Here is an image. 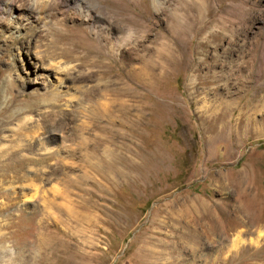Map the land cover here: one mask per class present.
Segmentation results:
<instances>
[{
	"label": "rangeland",
	"instance_id": "rangeland-1",
	"mask_svg": "<svg viewBox=\"0 0 264 264\" xmlns=\"http://www.w3.org/2000/svg\"><path fill=\"white\" fill-rule=\"evenodd\" d=\"M31 12L19 28L0 15V264H264V0ZM128 27L164 42L147 114L112 112L113 81L92 75L87 45Z\"/></svg>",
	"mask_w": 264,
	"mask_h": 264
},
{
	"label": "bare ground",
	"instance_id": "bare-ground-1",
	"mask_svg": "<svg viewBox=\"0 0 264 264\" xmlns=\"http://www.w3.org/2000/svg\"><path fill=\"white\" fill-rule=\"evenodd\" d=\"M55 1H57V0H2V1H0V15L2 13H7V14L10 15V20H12L13 18L17 17L16 20H19V21H20V19L22 17L23 20L26 21L27 24H32L33 21H35L38 18V16H36L35 13L31 12V10L33 11L41 3H43V5L44 4H48L49 5L51 2H55ZM78 5H80L79 2H78ZM12 7H16L19 10V12L17 13L16 16H13L11 14ZM11 22H15V24H16L15 27L19 28V27L22 26L21 22H18V21H15V20H12ZM125 23L126 22H124V25H125ZM127 25L128 24H126V27H127ZM117 27L121 30V26L117 25ZM131 28H129V30H128L129 32L127 31L128 33H126L125 35L121 34L118 38H116L117 39L116 43H113V42L109 41V39L107 37V39H105L103 41L99 40L98 43L96 44V46H94V47L89 46V44L87 45L89 47V49H91V51H94L93 54H94L95 60H94V65L93 66L98 67V69L93 71L92 75L97 76V77H109L110 78L109 81H113L112 82L113 87H111V89H110L109 86L108 87H109L110 90H112L116 94H118L119 97L117 99V103L114 106L112 112L116 111L119 115H120V110H121V103L125 102V101L127 102L126 104H128L130 109H133L136 112H141L142 114L143 113H146V114L148 113V111H149V105H148V102H149V83H148V80L150 79L151 76H153L154 73H152V72H153L155 67H157L159 69H163L164 68V56H165V54H164V44H163L164 42L161 43V46H159L157 48L154 47V51H152L153 47L151 45H146V43H145V41H147V40L142 38L144 40L137 42L133 37H131L132 33H133ZM126 39H128V41L130 40L132 42V44L128 48H124L123 47V49H125L124 56H120V53H121L120 48L126 44V42H125ZM104 59H107V62L104 61ZM123 59L125 60V62L123 61ZM135 62H138V64H140V67L134 65ZM220 63L221 62H219V64ZM228 65H227V67H228ZM62 69H65V67L62 68ZM121 69H122V71H124V73L121 72ZM155 70H156V68H155ZM224 71H225V69H224ZM224 74L225 73H223V75ZM228 74H229V72H228ZM231 74H233V73H231ZM212 75H214V73ZM61 83H62V79L59 78L58 85H61ZM126 84H128V85L130 84V86L128 87ZM131 85H133L135 88H140V89H138L140 91L137 92V93L135 91L128 92V88L130 89V87H132ZM221 86H222V84H221ZM134 87H133V89H135ZM224 90H225V88H224ZM99 91H100V89L98 88V89H95L92 93L93 94H98ZM123 97H126V98L123 99ZM65 105L67 106V104H65ZM102 105H97L98 109H102L103 106H105V105H103V106ZM106 112H107V114L110 113L108 111L102 110L100 112L102 118L99 121H94L95 123L92 126L91 125L89 127L83 126L82 130H84V132H87V133H92L94 130H97V131L103 130V126L101 125V122H106L105 120H103V117L106 115ZM124 113H125V111H124ZM130 115H131V113H130ZM36 130L38 131V129H36ZM94 138H98V136L95 134ZM29 141H31L32 143L29 142ZM95 141H96V139H95ZM64 142H65V140H63V143ZM30 143L31 144H35V145L36 144L40 145V144H42V141H41V138H37V136L32 135L28 139V143H26V145L28 147H33ZM93 143H94V141L92 140V144ZM8 156H10V155L8 154ZM23 156H26V155H24V153H23ZM45 156H46V154H45ZM17 157H19V156H17ZM17 157H16V159H17ZM14 160H15V158L13 159V161ZM238 240H240V238ZM38 241H39V244L41 245L42 243L40 242V239Z\"/></svg>",
	"mask_w": 264,
	"mask_h": 264
}]
</instances>
